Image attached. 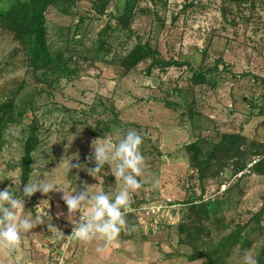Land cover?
<instances>
[{
    "label": "rangeland",
    "instance_id": "374dc122",
    "mask_svg": "<svg viewBox=\"0 0 264 264\" xmlns=\"http://www.w3.org/2000/svg\"><path fill=\"white\" fill-rule=\"evenodd\" d=\"M94 1L65 0L47 13L49 50L69 61L75 73L71 77L46 79L35 74L13 36L0 29V100L16 95L17 111L24 108L26 118L7 131L0 149V190L9 189L24 201L18 215L39 212L40 203L49 205L45 211L52 217L50 222L67 237L73 225L62 192L23 195V145L35 119L41 126L42 144L34 154L30 181L47 179L60 190L77 193L85 186L92 187V194L119 191L114 166L106 164L94 178L84 168L68 170V158L73 157L71 165L93 168L94 162L86 159L92 142L108 139L115 144V129L122 133L132 129L143 140L145 169L137 177L143 187L131 193L134 211L127 214L128 227L116 240L54 241L45 220L22 235L14 252L0 248V264H204V259L188 262L192 249L180 242L181 225L204 226L206 243L214 245L248 227L251 249L237 247L228 264H241L246 251L257 259L264 248V176L253 174L239 181L234 175L236 162L229 161L205 169L208 178L202 181L186 148L195 144L209 153L224 137L241 135L238 160L242 154L250 157L261 150L264 5L254 12L248 5L243 10L230 5L223 16L224 0H167L166 4L139 0L133 32L119 39L118 32L113 34L114 17L120 15L125 0H111L103 16L93 11ZM9 3L0 0V9ZM106 26L112 28L110 44L100 50L99 35ZM139 41L157 49L168 65L162 68L147 60L125 73L121 61ZM171 61L177 65H170ZM196 72L207 75L205 84H195ZM201 199L218 203L209 219L189 211V203ZM73 219L79 221V213Z\"/></svg>",
    "mask_w": 264,
    "mask_h": 264
},
{
    "label": "trees",
    "instance_id": "16d2710c",
    "mask_svg": "<svg viewBox=\"0 0 264 264\" xmlns=\"http://www.w3.org/2000/svg\"><path fill=\"white\" fill-rule=\"evenodd\" d=\"M65 0H10L9 5L0 9V29L13 36L14 41L19 45L21 51L26 56L27 66L35 73L41 74L48 79L60 76L71 77L75 73L69 69V61L65 62L62 53H53L49 50L47 41L48 18L47 13L57 4ZM81 2L83 0H68ZM139 0H125V6L120 10V15L115 16L117 27L113 34L120 39L122 34L132 33L133 13ZM166 4L167 0H159ZM111 0H95L93 11L103 16ZM229 3V5L227 4ZM230 5H234L238 10H243V6H249L254 12L258 6L264 5V0H224L221 13L226 16L229 13ZM242 14V13H241ZM244 19L246 17H243ZM247 22H249L247 20ZM111 27L106 26L100 33L99 49H105L109 43ZM112 34V35H113ZM111 35V36H112ZM150 60L153 65L165 68L168 63L162 58L160 52L149 43L137 42L122 59L121 64L125 73L129 74L133 69L144 61ZM170 65L177 63L171 61ZM205 73L196 72L193 76L195 84H205L207 82ZM0 100V149L5 145L7 131L25 121V109L17 111L13 98ZM29 135L23 145V156L21 158V185L28 183L35 171L34 154L42 144L41 126L37 119L29 124ZM242 139L241 135H228L219 142L213 151L204 153L197 145H189L187 153L190 156L191 166L201 174L203 181L208 176L204 175V170L209 169L213 164L219 163L224 166L229 161H235L234 175L243 172L254 159L257 163L252 167L250 175L264 176V143L261 150L254 155L247 157L242 154L243 159L238 160L240 151L237 149ZM218 155L221 157L218 159ZM249 176V175H246ZM244 176V177H246ZM243 178V177H242ZM240 178V180L242 179ZM239 180V179H238ZM239 180V181H240ZM236 185V184H235ZM189 211L191 214L198 213L202 218L209 219L210 211L216 210L213 206H218L216 200H203L199 203L190 202ZM248 227L239 228L222 238L216 245L208 244L203 237L205 227L202 225L187 226L181 225L179 229L180 242L189 246L192 253L187 255L188 262H197L204 259V264H228L234 255L237 247L243 251L250 250L253 243L249 239ZM258 264H264V248L257 258Z\"/></svg>",
    "mask_w": 264,
    "mask_h": 264
},
{
    "label": "clouds",
    "instance_id": "9594fccd",
    "mask_svg": "<svg viewBox=\"0 0 264 264\" xmlns=\"http://www.w3.org/2000/svg\"><path fill=\"white\" fill-rule=\"evenodd\" d=\"M114 135L118 138L115 144L108 139L92 142L91 155L86 159L94 162L93 168L89 169L80 164L71 165L70 161L73 157H69L68 170L70 167L84 168L88 175L95 178L106 164L114 166L113 176L115 181L121 184L119 191L110 195L97 190L92 194L90 192L92 187L85 186L83 191L77 193L76 189L60 190L47 179L24 184L23 195L29 198L37 192L42 195L53 191L63 193L62 200L69 213L67 219L73 225L71 235L66 237L50 222L52 217L45 211L49 206L47 200H43L47 203V207H41V203L37 207L40 209L39 212L18 215L24 209V201L9 189L0 190V248L9 253L14 252L22 243V235L44 224L45 220L49 221L47 224V230L51 233L49 239L54 241L72 239L88 242L98 238L110 243L116 240L121 231L128 227L127 214L134 211L131 207V193L143 187L137 177L144 175L145 160L140 151L143 140L139 133L132 129L123 133L115 129ZM76 213H79V221L73 219ZM97 251L102 249L98 248ZM241 264H258V262L251 251H246L241 257Z\"/></svg>",
    "mask_w": 264,
    "mask_h": 264
},
{
    "label": "built area",
    "instance_id": "2783aa9c",
    "mask_svg": "<svg viewBox=\"0 0 264 264\" xmlns=\"http://www.w3.org/2000/svg\"><path fill=\"white\" fill-rule=\"evenodd\" d=\"M264 143V142H263ZM258 159H254L251 163H249L248 167L243 172H238L236 174V178L240 179L246 175H250L252 167L257 163ZM227 189V184L225 183L222 187V192H225ZM73 230V226L69 227L67 236H70ZM65 234V233H64ZM68 241H72L69 239ZM59 264V263H58ZM65 264V263H64Z\"/></svg>",
    "mask_w": 264,
    "mask_h": 264
}]
</instances>
